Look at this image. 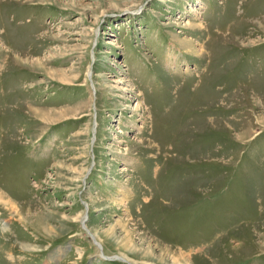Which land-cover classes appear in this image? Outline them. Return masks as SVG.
<instances>
[{"label": "rangeland", "instance_id": "rangeland-1", "mask_svg": "<svg viewBox=\"0 0 264 264\" xmlns=\"http://www.w3.org/2000/svg\"><path fill=\"white\" fill-rule=\"evenodd\" d=\"M0 193V264H264V0H0Z\"/></svg>", "mask_w": 264, "mask_h": 264}, {"label": "bare ground", "instance_id": "bare-ground-1", "mask_svg": "<svg viewBox=\"0 0 264 264\" xmlns=\"http://www.w3.org/2000/svg\"><path fill=\"white\" fill-rule=\"evenodd\" d=\"M40 62V61H39ZM39 66L43 67V64L42 63H39ZM51 112H58L61 114H65V113H62L60 112V110H52V111H43L41 112L43 115L42 116H45L47 119H53V118H50V113ZM0 205L6 207V209L10 208V210L13 212V211H16L18 215H20V217H23L19 212L18 210H16V208L14 207V204L10 201V200H7L6 197L0 193ZM66 219V218H65ZM123 225H125V227L127 226L126 228V236L123 240H117L115 242H117L119 244V247L121 250H125L127 252H131V253H143L144 254V260H146L145 264H158V263H164L166 260H167V257L166 255L167 254V251L165 250V248L163 249L161 255L158 257H156L154 254V250L151 249L150 247L149 248H145L143 245H137L135 244V242L133 241V229L132 228H129V226H131L128 222H125L123 223ZM4 230V229H3ZM115 230V229H114ZM109 236V239L114 241V236L111 234V233H107ZM144 238L146 239L145 237H141V239ZM116 243V244H117ZM24 248H29V247H24ZM29 249L31 250H34L35 248H32L30 247ZM62 249H59L58 251L61 252ZM127 252H123L125 255L127 254ZM107 258V256H106ZM126 259H130L128 257H125ZM184 258V257H183ZM132 260V259H130ZM173 260V264H188L187 260L186 261H183L181 256L180 257H174ZM185 260V259H184ZM134 261V260H132ZM135 262V261H134ZM135 263L138 264V262L136 261Z\"/></svg>", "mask_w": 264, "mask_h": 264}]
</instances>
